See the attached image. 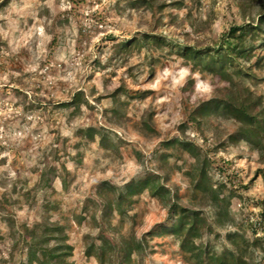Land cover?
Masks as SVG:
<instances>
[{"label": "clouds", "instance_id": "obj_1", "mask_svg": "<svg viewBox=\"0 0 264 264\" xmlns=\"http://www.w3.org/2000/svg\"><path fill=\"white\" fill-rule=\"evenodd\" d=\"M178 2L0 0V264H185L180 240L159 239L179 223L169 211L177 196L210 229L193 247L264 264V152L222 103L237 91L264 103V66H254L264 49L252 40L264 30V0ZM233 28L247 32L243 47H256L257 59L211 67L235 79L185 58ZM173 141L196 155L173 157ZM195 167L204 169L198 183L230 200L223 223L225 206L186 175ZM153 177L168 201L145 187ZM130 195L124 214L108 206ZM53 226L66 241L47 232Z\"/></svg>", "mask_w": 264, "mask_h": 264}, {"label": "trees", "instance_id": "obj_2", "mask_svg": "<svg viewBox=\"0 0 264 264\" xmlns=\"http://www.w3.org/2000/svg\"><path fill=\"white\" fill-rule=\"evenodd\" d=\"M261 23L264 24V19L261 20ZM259 37L257 35L252 36V40L256 41L259 48H264V30H256ZM239 32V35L237 34ZM247 32L245 30L233 28L232 32L230 33L227 40H225L220 45H216L214 47H209L206 50H203L201 52H196L192 55H189L194 60H198L196 62V65L203 66L204 70H206L210 75L217 76L222 80H228V79H235L239 73H233V75L229 76V74L225 71H219L217 72L212 65H215L217 63L221 65H228V66H235L237 63V59L240 57H243L245 60H251L254 52L256 50V47L252 48H245L243 47L245 43ZM226 45V48H225ZM248 77H251L252 73L250 71L245 74ZM80 97H77V100H79ZM222 103H227L229 106V114L232 116H235L239 120H241L246 127L241 129V133L244 136V138L248 141L249 145L253 149H259L262 152H264V104L256 99H252V97L245 98L243 94H241L239 91L235 94V99L233 97L229 96L225 100H222ZM151 119V116L148 118V120ZM191 119L193 121L196 120L195 115L191 116ZM172 147H175L176 145H179L186 151L191 152L192 154L196 155V153L193 151L190 145L187 144H180L178 142H171ZM205 167H207V162H205ZM199 177L204 174V169L199 168ZM158 178L157 187L152 188L153 193H155L157 196H163L168 198L167 191L164 193V188L160 185ZM200 181V180H199ZM148 184L145 186L147 188ZM200 183L197 185L199 188ZM204 190H208L207 187L204 185ZM225 188L223 185L220 188V193L222 192L221 189ZM219 193H217L218 196ZM236 196V197H235ZM219 197V196H218ZM237 198L236 194H232L231 198L233 199ZM133 196L130 195L126 201L131 202ZM177 202L175 204H171L169 210L171 209H179L181 211L178 220L179 223L177 224L176 230L172 234H176L178 238L181 241V248L184 252L190 253L194 255L195 259L197 260V264H205L204 253L203 250H200V248H195L192 246L191 241L195 238H197V234L200 232V230L204 227V220L200 218V213L198 212H191L189 209L184 208L181 206L180 198L179 196L176 197ZM125 199H116V205L119 210L123 207V202ZM223 202L228 207L230 204L229 199H223ZM114 209V205L112 201H110V205H108ZM103 214L104 210L102 209ZM188 217H191L189 222L187 224L184 223L185 219ZM54 232L58 235V238L60 240H65L66 235L61 234V229L59 227L53 226L52 228L48 229L47 232ZM90 248V252H91ZM208 260L207 264H242V261L237 258L233 253L228 252L224 253L223 255H216L215 253H208ZM51 259H54L58 262V264H63V257L61 256H55L51 257Z\"/></svg>", "mask_w": 264, "mask_h": 264}, {"label": "rangeland", "instance_id": "obj_3", "mask_svg": "<svg viewBox=\"0 0 264 264\" xmlns=\"http://www.w3.org/2000/svg\"><path fill=\"white\" fill-rule=\"evenodd\" d=\"M175 7H177V8H182L183 7V0H179V2L177 3V4H175L174 5ZM164 7H165V5H161L159 8H157L156 9V11L157 12H160V13H162L163 11H164ZM108 39H111V37H108ZM221 43H217V44H215V46L216 45H220ZM214 47V46H213ZM262 49H264V48H262ZM256 51V50H255ZM255 53V52H254ZM117 55H119V52L117 53ZM186 59H188V60H191V62L192 63H194L195 65H196V62L198 61V60H194L193 58H191L190 56H186L185 57ZM254 59H257V57H255L254 55H253V57H252V59L251 60H249V61H252V60H254ZM197 67H199L200 69H201V71L202 72H205V73H207V74H209L206 70H204L203 68V66H198V65H196ZM254 66H256V67H259V66H264V58H259V65H254ZM129 71H131V69H129ZM250 71V73H251V70H249ZM210 75V74H209ZM251 77H252V75H251ZM251 77H249V78H251ZM257 79H262V80H264V77H260V76H257L256 77ZM131 98H135V96H133V97H131ZM252 99H255L254 97H252ZM264 104V103H263ZM123 107H128V105L127 104H125V105H123ZM150 116H145L143 119H144V124H145V128L148 130V131H152V129H151V126L148 124V118H149ZM151 119H152V117H151ZM166 147H168L170 150H171V155L173 156V157H175V158H177V159H179L180 158V151H181V149H183L182 147H180L179 145H176L175 147H172L171 146V144H166ZM184 151L185 152H189V151H186L185 149H184ZM194 155V154H193ZM166 162H167V157L165 158V160H164V163L166 164ZM199 167H195V168H193L189 173H187L186 175H188V176H190L191 177V180H192V183H193V185L195 186V188H196V190L197 191H199V192H203V193H205L208 197H210L211 198V200L214 202V203H222L225 207H224V210H223V212H222V214H221V220H220V222L221 223H223V218L224 217H227V206L225 205V203L223 202V200H221L220 199V196H219V194H218V196H217V192H211L208 188V190H204L205 188H204V184L203 183H200V186H199V188L197 187V185L199 184L198 183V181L200 180V177H199ZM158 178L157 177H153L152 179H151V181L150 182H148L147 184H148V186H147V190H149L150 192H151V194H152V197H153V199H159V200H162V201H168V198H166V197H163V196H157L155 193H153V189L152 188H154V187H157V184L156 183H158ZM223 185H221V187H222ZM243 187V186H242ZM224 190H225V188H222L221 189V193H223L224 192ZM166 192V190H164V193ZM236 194L237 195V193L236 192H232L230 195H232V194ZM167 194H168V197H169V193L167 192ZM236 197V196H235ZM235 197L233 198V200L235 199ZM111 201H112V203H113V205H114V209L115 210H118L121 214H124V212H125V210L126 209H128V208H130V207H132V205H133V203H134V199L132 198V200H131V202H129V201H124L123 202V207L121 208V210H119L118 208H117V205H116V199L113 197V198H111ZM194 202L195 203H199L200 201H196L195 199H194ZM85 210H87L86 208H85ZM170 211V214L174 211L175 212V214H176V216L177 217H179V215H180V213H181V211L179 210V209H171V210H169ZM96 212H97V214H100V215H104L103 214V211H102V209H100L99 207H97V209H96ZM95 218V217H94ZM203 228L200 230V232L197 234V238H202V235L203 234H205V233H207L208 231H210V229L209 228H207V226L205 225V222H204V224H203ZM51 233H52V235L54 236V237H58V235L57 234H55L54 232H52V231H50ZM169 235H174V234H172V233H168L167 231H165V232H163V233H161L160 234V236H159V239L161 240V241H164V242H167V240H168V236ZM175 237H176V239H178V240H180L179 238H178V236L175 234L174 235ZM66 239H67V236H66ZM66 239L65 240H61V241H66ZM229 241H230V243L233 245V247L234 248H239L240 246H241V244L243 243L245 246L247 245V241H243L242 240V238H236V239H233L232 237H229ZM256 243L257 244H259V241H256ZM105 244L107 245V240H105ZM164 245L163 244H161V247H163ZM90 248L91 249H93L94 248V245H86L85 246V248H84V254L85 255H91V252H92V250H91V252H90ZM180 248H181V245H180ZM200 250H203V253H204V260L206 259V260H208L207 258H208V253H214V252H212L211 251V248L209 247L208 249H204V248H200ZM68 251H69V254H71V253H73L75 250L74 249H72V248H69L68 249ZM229 251L226 249L225 250V253H228ZM181 253L183 254L182 255V259L184 260V262H185V264H197V260L195 259V257H194V255H192V254H190V253H186V252H184L183 250H182V248H181ZM168 253H165V255H167Z\"/></svg>", "mask_w": 264, "mask_h": 264}]
</instances>
